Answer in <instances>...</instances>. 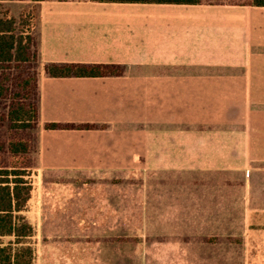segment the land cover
I'll return each instance as SVG.
<instances>
[{
  "label": "crops",
  "instance_id": "obj_1",
  "mask_svg": "<svg viewBox=\"0 0 264 264\" xmlns=\"http://www.w3.org/2000/svg\"><path fill=\"white\" fill-rule=\"evenodd\" d=\"M34 3L39 178L136 172L149 234L184 238L175 264H248L252 236L264 256V220L253 223L264 216V6ZM46 63L123 73L52 78ZM108 195L101 202L116 212L127 190Z\"/></svg>",
  "mask_w": 264,
  "mask_h": 264
},
{
  "label": "rangeland",
  "instance_id": "obj_2",
  "mask_svg": "<svg viewBox=\"0 0 264 264\" xmlns=\"http://www.w3.org/2000/svg\"><path fill=\"white\" fill-rule=\"evenodd\" d=\"M34 2L0 0V17L11 16L19 20L23 15L27 21L33 18L32 21L35 23L37 4ZM32 29L34 34V27ZM39 65L37 61L35 66L37 72ZM8 105L7 99L0 102V115L7 114ZM37 127L29 131L34 139V148L30 154L33 160L30 169L32 192L22 211L34 231L31 237L24 240V244H29L33 249L32 264H175L178 261L182 263L183 251L178 246H183L184 238L152 236L147 230V225L143 224L142 215H137L136 172L110 173L112 177H108V173H92L91 177H84L85 180L81 183L73 182L75 173L72 172L50 173L48 179L39 178L34 159ZM7 128L8 121H0V133L6 134ZM123 175L127 177L123 178ZM110 189L116 193L127 190L124 203H117V211L114 212L113 209L112 213L108 211V206L101 202L103 199L106 201L109 199ZM88 199L92 202L90 209ZM112 203H115L113 198ZM103 207L107 210L104 215ZM262 220L263 215L256 216L253 223L259 221L262 224ZM256 239V236H252L247 242L248 264H264L263 252H259ZM12 240V237H1L0 245L3 246Z\"/></svg>",
  "mask_w": 264,
  "mask_h": 264
},
{
  "label": "trees",
  "instance_id": "obj_3",
  "mask_svg": "<svg viewBox=\"0 0 264 264\" xmlns=\"http://www.w3.org/2000/svg\"><path fill=\"white\" fill-rule=\"evenodd\" d=\"M89 1L196 4L203 0ZM248 1L254 6H264V0ZM32 20L27 21L23 15L19 20L0 17V102L9 100L7 114L0 115V121H8L6 134L0 133V238H13L0 245V264H32L34 258L32 247L24 244V240L33 235V227L22 214L32 192L30 154L34 139L29 131L39 124L37 49ZM43 70L52 78L119 76L123 73L120 65L102 63H46ZM44 127L53 131L78 128L59 123H47Z\"/></svg>",
  "mask_w": 264,
  "mask_h": 264
}]
</instances>
